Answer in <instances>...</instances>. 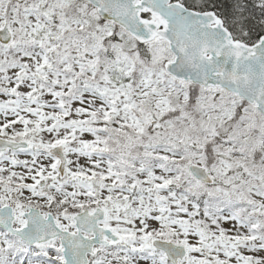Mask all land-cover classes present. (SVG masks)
Returning a JSON list of instances; mask_svg holds the SVG:
<instances>
[{"label":"snow or ice","instance_id":"1","mask_svg":"<svg viewBox=\"0 0 264 264\" xmlns=\"http://www.w3.org/2000/svg\"><path fill=\"white\" fill-rule=\"evenodd\" d=\"M0 264H264V0H0Z\"/></svg>","mask_w":264,"mask_h":264}]
</instances>
